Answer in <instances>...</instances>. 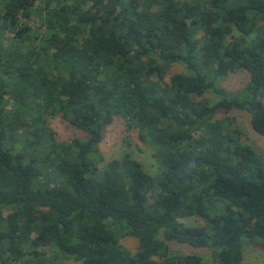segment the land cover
I'll use <instances>...</instances> for the list:
<instances>
[{
    "label": "trees",
    "instance_id": "trees-1",
    "mask_svg": "<svg viewBox=\"0 0 264 264\" xmlns=\"http://www.w3.org/2000/svg\"><path fill=\"white\" fill-rule=\"evenodd\" d=\"M263 90L264 0H0V264H208L170 242L245 264L264 156L227 114L264 136ZM54 116L81 136L57 140ZM116 116L155 173L127 152L100 166Z\"/></svg>",
    "mask_w": 264,
    "mask_h": 264
},
{
    "label": "rangeland",
    "instance_id": "rangeland-1",
    "mask_svg": "<svg viewBox=\"0 0 264 264\" xmlns=\"http://www.w3.org/2000/svg\"><path fill=\"white\" fill-rule=\"evenodd\" d=\"M186 71L183 64L173 63L168 67L164 79L168 81L172 74ZM247 81L248 75L245 72H237L230 74L222 84L226 90L232 92L242 88ZM261 99L264 102V90ZM227 115L241 129V141L251 145L257 153L264 156V136L252 129L248 114L241 110H233ZM49 124L56 132V138L59 141H71L75 137L81 136L77 129L71 127L58 116L50 117ZM98 149L102 156L101 167L127 152L133 158L139 160L147 172L153 174L157 171L156 163L152 157L153 150L151 146L143 143L138 136L137 129L128 127L121 117H114L112 122L106 125ZM183 222L187 225H197L199 223L195 217L184 218ZM120 243L130 251H135L138 248L137 239L131 236L120 237ZM169 244L171 252L175 254H194L201 256L203 261L208 264H213L214 262L212 252L208 248L193 247L176 242H170ZM243 258L245 264H264V249L245 241Z\"/></svg>",
    "mask_w": 264,
    "mask_h": 264
}]
</instances>
